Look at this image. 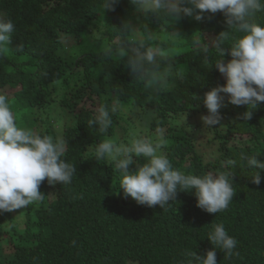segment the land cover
Returning a JSON list of instances; mask_svg holds the SVG:
<instances>
[{"label":"trees","instance_id":"obj_1","mask_svg":"<svg viewBox=\"0 0 264 264\" xmlns=\"http://www.w3.org/2000/svg\"><path fill=\"white\" fill-rule=\"evenodd\" d=\"M102 4L103 0H0V14L15 24L13 43L0 54V94L7 95L19 127L68 141L62 159L77 167L69 185L50 186L45 180L42 202L17 210V215L0 214V264H187L188 251L204 255L213 250L208 240L213 222L222 223L238 242L234 252L239 255L230 258L216 248L217 264H264V170H259L257 186L251 178L258 170L246 161L241 167L240 162L242 153L264 162V102L249 109L254 111L250 121L237 119L247 106H233L226 98L220 125L196 124L191 129L177 123L182 115H207L202 99L193 95L202 98L226 84L214 68L223 57L210 47L205 61L202 52L227 30L223 14L209 19L211 14L204 13L202 21L183 17L173 27L163 14L139 15L131 0H120L114 12L104 13ZM255 19L264 27V11ZM123 20L155 32L157 39L149 45L173 50L169 61H161L162 67L172 64L163 90L156 92L133 80L127 58L105 57L104 50L117 34L114 27ZM242 35L231 30L225 48L230 50ZM63 36L75 45L67 48ZM21 44L23 51L17 52ZM65 50L70 55H64ZM116 88L122 93L118 95ZM9 90L13 93H5ZM117 98L119 106L152 113V135L158 138L157 127L165 130L167 143L161 152L174 170L196 176L234 174L236 196L225 211L209 214L196 207L194 189L179 193L177 201L163 209L123 198L122 175L114 163L96 161L94 155L96 144L122 126L119 108L110 113L113 123L106 134L88 126L100 106L110 109ZM57 109L60 113L53 115ZM55 125H60L59 131ZM204 137L209 149L216 145V150L206 152L197 144ZM229 159L236 165H226ZM134 160L146 162L143 157ZM130 168L134 171L135 164Z\"/></svg>","mask_w":264,"mask_h":264},{"label":"clouds","instance_id":"obj_2","mask_svg":"<svg viewBox=\"0 0 264 264\" xmlns=\"http://www.w3.org/2000/svg\"><path fill=\"white\" fill-rule=\"evenodd\" d=\"M119 2L103 0L104 13L114 12ZM131 4L145 17L150 14L159 17L163 14L173 27L183 17H194L196 21H202L204 13L211 14L209 19L222 13L227 30L205 44L202 52L205 61L208 60L210 47L223 57L215 63L214 68L226 79V84L213 87L202 98L193 96L199 101L202 99L207 109V115L200 118L203 126L215 127L221 124L220 109L227 106L226 98L227 103L233 106H247V111L238 114V120L253 119L254 111L249 109H256L258 103L264 102V27L255 19L257 12L264 11L261 0H131ZM114 28L117 34L111 46L104 50L105 57L116 55L127 58V68L133 80L143 82L145 87L156 92L166 88L172 64L168 62L162 67L161 61H169L173 50L149 45L148 41L157 39L156 33L145 26L137 27L131 20H123L121 26ZM231 30L243 35L231 44L229 50L225 48L224 42L232 38ZM14 31L13 21L0 16V54L9 51ZM15 50L23 51V45H17ZM226 55L231 56L228 62L224 60ZM114 91L118 95L122 93L120 88ZM118 108V98L110 109L100 106L95 119L88 121V126L95 125L101 134H106L113 123L110 113L115 114ZM16 121L7 95L0 94V214L14 213L42 202L45 195L40 187L45 180L50 186L69 185L77 172L74 164L62 159L68 141L63 137L54 138L52 135H41L32 129L21 128ZM155 132L158 135L155 142L147 137H133L130 144H117L113 139L106 138L94 148L96 161H112L114 170L122 175L120 189L123 190V198L127 200L131 197L138 205L148 208L159 206L163 209L170 202L177 201L179 193L194 189L196 207L209 214L225 211L236 196L233 188L234 174L223 171L196 176L174 170L168 157L161 152L167 143L165 130L157 127ZM134 157H143L146 162L140 164ZM245 161L249 168L258 170L251 178V183L259 186V170H264V162L255 155L242 153L241 167ZM225 163L231 167L237 162L229 159ZM134 164L133 171L130 166ZM211 227L208 240L214 246L213 250L206 251L204 255L188 251L186 255L190 259L187 264H217L216 248L224 252L225 258L239 255L234 252L238 242L228 234L224 225L213 222ZM72 243L74 246L76 242Z\"/></svg>","mask_w":264,"mask_h":264},{"label":"rangeland","instance_id":"obj_3","mask_svg":"<svg viewBox=\"0 0 264 264\" xmlns=\"http://www.w3.org/2000/svg\"><path fill=\"white\" fill-rule=\"evenodd\" d=\"M139 15H142V13H139ZM0 16L4 17V15L1 13ZM94 36L99 37L100 33L98 32H94L93 33ZM63 39V43L67 48L72 47L74 44L73 39L71 38H67L66 36L62 37ZM63 54L68 56L70 55V51L69 50H65L63 51ZM5 93L7 94H12L13 91L9 90L8 92L5 91ZM95 107H97L98 105V101L95 98ZM119 110H120V114L122 116V126L117 128L115 134L113 137H111L110 139H113L117 144L120 143H124V144H130L131 140L133 137L136 138H142V137H147L153 140V142H155L158 138L152 135V131L150 129L151 127V123H152V119H153V115L152 113L149 112H145L142 111L140 109H135V108H129L126 106H119ZM56 113H53V115H57L60 113V110L57 109ZM201 117H199L198 115L196 116H188V115H182L180 119H178L177 123L175 125L178 126H186L187 128L190 127L191 129L193 128V126H195L196 124H202V121L200 119ZM203 125V124H202ZM41 127L43 128L44 126L41 125ZM55 129L57 131L60 130V125H55L54 126ZM208 141L205 137L204 138H200L198 140L199 145H202V147L204 148L203 150L206 152H210V149H212V151L216 150V145L210 147H208ZM235 142L237 143H241L239 140H236ZM13 215H17L18 212H14L12 213Z\"/></svg>","mask_w":264,"mask_h":264}]
</instances>
